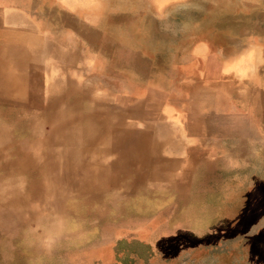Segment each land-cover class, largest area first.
Masks as SVG:
<instances>
[{
	"label": "rangeland",
	"instance_id": "obj_1",
	"mask_svg": "<svg viewBox=\"0 0 264 264\" xmlns=\"http://www.w3.org/2000/svg\"><path fill=\"white\" fill-rule=\"evenodd\" d=\"M174 12L219 30L221 77L238 78L234 88L257 79L246 139L264 157V0H187ZM25 33L0 28V264H197L196 237L243 251L245 198L182 197L187 181L168 174V37L147 54V95L132 99L94 70L54 68L68 62L38 53ZM229 136L239 139L205 140Z\"/></svg>",
	"mask_w": 264,
	"mask_h": 264
},
{
	"label": "crops",
	"instance_id": "obj_2",
	"mask_svg": "<svg viewBox=\"0 0 264 264\" xmlns=\"http://www.w3.org/2000/svg\"><path fill=\"white\" fill-rule=\"evenodd\" d=\"M186 1L0 0V28L10 36H28L25 30H31L38 39V53L53 54L54 62H68L54 68L94 70L93 76L117 95L132 99L147 95L145 85L151 81L146 73L153 59L147 54L158 52V37H168V174L174 175L171 180L187 181L181 185L182 197L196 193V197L245 198L243 251L229 243V253L224 254L220 246L226 243L219 237L206 243L196 237L201 241L196 262L204 264L207 250L212 264H264V157L254 158V147L259 146L246 139L254 132L257 79L243 77L234 88L235 77H221L224 56L215 39L219 30L205 31L202 14H193L192 23L179 28L174 23L189 20L174 12ZM226 64L223 67L229 69ZM261 126L256 130L264 131ZM225 132L239 139L205 140ZM189 181L196 182V192H190ZM237 210L229 208V215Z\"/></svg>",
	"mask_w": 264,
	"mask_h": 264
},
{
	"label": "bare ground",
	"instance_id": "obj_3",
	"mask_svg": "<svg viewBox=\"0 0 264 264\" xmlns=\"http://www.w3.org/2000/svg\"><path fill=\"white\" fill-rule=\"evenodd\" d=\"M130 1H131V0H130ZM169 1H170V0H169ZM58 2H59V1H58ZM59 3H60V2H59ZM76 3H77V2H76ZM150 3H152V2H150ZM53 4H54V3H53ZM55 4H56V3H55ZM64 4H65V3H64ZM127 4H128V3H127ZM136 4H137V3H136ZM138 4H139V3H138ZM112 5H113V4H112ZM128 5H129V4H128ZM55 6H56V5H55ZM57 6H58V5H57ZM60 6H61V5H60ZM71 7H72V6H71ZM141 7H142V6H141ZM141 7H140V8H141ZM150 8H151V7H150ZM153 10H154V8H153ZM142 11H143V10H142ZM144 11H145V10H144ZM7 12H8V11H7ZM7 12H6V13H7ZM12 12H13V11H12ZM13 13H14V12H13ZM18 13H19V12H18ZM72 13H73V12H72ZM77 16H78V15H77ZM115 16H117V15H115ZM81 18H83V17H81ZM79 20H80V19H79ZM81 20H82V19H81ZM83 21H84V20H83ZM80 23H81V22H80ZM80 23H79V24H80ZM66 29H67V28H66ZM230 29H231V28H230ZM232 32H233V30H232ZM233 33H234V32H233ZM229 34H230V33H229ZM235 34H236V33H235ZM251 34H252V33H251ZM227 35H228V34H227ZM230 35H231V34H230ZM230 35H229V36H230ZM233 35H234V34H233ZM252 35H253V34H252ZM67 41H69V40H67ZM70 41H71V40H70ZM36 47H37V45H36ZM36 47H35V48H36ZM223 47H226V46H223ZM243 49H244V48H243ZM225 50H226V48H225ZM225 50H224V51H225ZM36 51H37V50H36ZM239 51H240V50H238V52H239ZM243 51H244V50H243ZM254 51H255V50H254ZM234 52H235V51H234ZM199 54H200V53H199ZM199 54H198V55H199ZM241 54H242V53H241ZM231 55H232V54H231ZM243 55H245V53H244ZM250 56H251V55H250ZM225 57H226V56H225ZM217 58H218V57H217ZM243 59H244V58H243ZM82 60H83V59H82ZM217 60H218V59H217ZM236 60H237V59H236ZM197 61H198V60H197ZM222 61H223V59H222ZM224 61H225V60H224ZM224 61H223V65H224V63H225ZM252 61H253V60H252ZM82 62H83V61H82ZM86 62H87V61H86ZM248 62H249V61H248ZM190 63H192V62H190ZM260 63H261V62H260ZM192 64H193V63H192ZM252 64H253V63H252ZM84 65H85V64H84ZM184 65H186V64H184ZM226 65H227V64H226ZM246 65H247V64H246ZM197 66H198V65H197ZM197 66H196V67H197ZM221 66H222V65H221ZM85 67H86V66H85ZM222 67H223V66H222ZM224 67H225V66H224ZM257 68H258V67H257ZM257 68H256V69H257ZM249 69H250V68H249ZM245 72H247V71L245 70ZM53 73H54V72H53ZM188 73H190V72H188ZM132 74H135V73H132ZM135 75H136V74H135ZM186 76H187V75H186ZM188 76H189V75H188ZM192 76H193V75H192ZM203 76H204V74H203ZM194 77H196V76H194ZM84 78H85V77H84ZM136 78H137V77H136ZM186 78H187V77H186ZM205 78H206V77H205ZM76 79H77V78H76ZM237 79H238V78H237ZM78 80H79V79H78ZM199 89H200V88H199ZM201 89H202V88H201ZM201 89H200V90H201ZM205 94H206V93H205ZM204 96H205V95H204ZM205 97H206V96H205ZM190 149H191V148H190ZM191 152H192V150H191Z\"/></svg>",
	"mask_w": 264,
	"mask_h": 264
}]
</instances>
